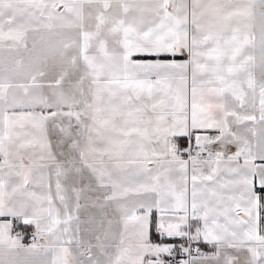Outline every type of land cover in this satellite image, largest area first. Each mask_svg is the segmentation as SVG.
Instances as JSON below:
<instances>
[{
    "label": "snow or ice",
    "instance_id": "6c2138e0",
    "mask_svg": "<svg viewBox=\"0 0 264 264\" xmlns=\"http://www.w3.org/2000/svg\"><path fill=\"white\" fill-rule=\"evenodd\" d=\"M256 160L264 0H0V264H264Z\"/></svg>",
    "mask_w": 264,
    "mask_h": 264
},
{
    "label": "crops",
    "instance_id": "0c3cea01",
    "mask_svg": "<svg viewBox=\"0 0 264 264\" xmlns=\"http://www.w3.org/2000/svg\"><path fill=\"white\" fill-rule=\"evenodd\" d=\"M29 47H31V43H29ZM133 59L134 60H144V61H150V60L154 61L155 59H157V57H155V56H134ZM159 59H161L163 61H171V60L175 59L177 62H184V61H187L189 59V56H188L187 51L182 50L175 57L168 55V54H165V55H162L161 57H159ZM37 111H39V109H37ZM188 115H189V122H190V119H191V71L190 70L188 73ZM199 131H200V134H204L203 130H199ZM174 139H176V141H177V143L181 149L188 147L189 141H188L187 137H176ZM191 143H192V145L195 144V137L192 138ZM232 151L234 152L235 149L232 148ZM182 158L187 159L184 156H182ZM254 163L259 165V164L264 163V161L256 160V161H254ZM253 191L256 193L257 196L260 197V200H259L260 207L257 209V212L260 215V224L263 228L264 220H263V216H262V209L264 208V189L260 188L259 180L257 177H253ZM157 218H158V213H157L156 209H153V212H152L150 219L154 222ZM4 219L5 218H0V221H3ZM17 230H22L26 237L29 234H33L35 231L33 226L23 225L22 223L15 221L13 223V232H12L13 236H15V233ZM193 231H194V229H193ZM262 234H264V233H262ZM152 235H156L154 223L152 225H150V239L151 240H152ZM164 240H172V242H162ZM184 241H187L186 238L181 239V238H167V237H165L163 240L160 239L159 242H154V241H152V242L153 243H160V244H170V245H174L176 247L178 244H180L181 242H184ZM197 244H198L201 252H203L205 254H211L214 250L211 245L205 244V243H203V241H201ZM25 246H28V245H25ZM167 256H168L167 254H162V259L165 261ZM4 258L8 259V257H4ZM18 258L24 259V255L21 254V256Z\"/></svg>",
    "mask_w": 264,
    "mask_h": 264
},
{
    "label": "built area",
    "instance_id": "2783aa9c",
    "mask_svg": "<svg viewBox=\"0 0 264 264\" xmlns=\"http://www.w3.org/2000/svg\"><path fill=\"white\" fill-rule=\"evenodd\" d=\"M195 146V144H193V147ZM183 156L187 158V153H183ZM264 228V226H263ZM17 233H20V235L23 237L21 240V243L24 245H30L32 243V235L33 234H29L27 237L24 235L22 230H17L15 235ZM188 245V241H184L181 242L180 244H178L174 249H173V254L171 256H167L166 260H165V264H179V261L182 259H187L188 257L183 254L179 249H180V245ZM193 249H195L196 247H199L197 243H193L192 244ZM195 253L193 252V255Z\"/></svg>",
    "mask_w": 264,
    "mask_h": 264
},
{
    "label": "trees",
    "instance_id": "16d2710c",
    "mask_svg": "<svg viewBox=\"0 0 264 264\" xmlns=\"http://www.w3.org/2000/svg\"><path fill=\"white\" fill-rule=\"evenodd\" d=\"M262 216H263V220H264V208L262 209ZM152 241L159 242L160 239L156 235H152ZM162 242H172V240H164Z\"/></svg>",
    "mask_w": 264,
    "mask_h": 264
}]
</instances>
